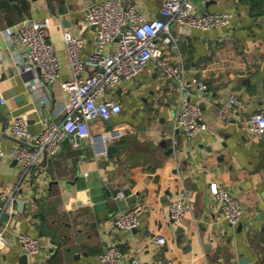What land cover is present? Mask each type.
<instances>
[{
	"label": "crops",
	"instance_id": "obj_1",
	"mask_svg": "<svg viewBox=\"0 0 264 264\" xmlns=\"http://www.w3.org/2000/svg\"><path fill=\"white\" fill-rule=\"evenodd\" d=\"M90 1L0 0V89L6 99L0 101L5 116L0 119V190H12L22 173L9 153L21 143L9 131L12 117L26 115L33 132L46 120L64 117L68 94L62 82L72 70L63 32L70 29L85 38L84 55L94 50L96 28L83 15ZM132 1L147 16L162 14L164 0H125ZM192 1L197 11L232 10V26L174 27L180 49L168 54L187 68L184 85L150 65L116 88L121 112L89 122L93 141L83 139L74 147L68 137L55 155L43 156L40 168L31 170L17 192L19 212L8 220L1 216L13 238L12 247L0 251L1 264H103L100 254L111 244L123 250L121 264H133L136 258L141 264H264V133L244 128L252 113L264 111V0ZM44 16L52 18L49 37L61 60L56 82L24 71L25 46L5 31L24 17ZM232 93L241 106L229 118H218L215 105ZM185 98L204 110L208 129L199 140L173 127V114ZM213 183L240 198L244 213L236 225L224 219ZM182 187L188 199L185 218L178 222L170 218L169 205ZM129 197L133 202L122 207L119 200ZM137 203L144 205L139 226H115L116 214ZM17 231L40 236V251L27 255V263L14 237ZM157 235L166 242L158 243Z\"/></svg>",
	"mask_w": 264,
	"mask_h": 264
},
{
	"label": "built area",
	"instance_id": "obj_2",
	"mask_svg": "<svg viewBox=\"0 0 264 264\" xmlns=\"http://www.w3.org/2000/svg\"><path fill=\"white\" fill-rule=\"evenodd\" d=\"M161 12L163 18L147 16L137 1H90L84 6L83 15L85 21L96 28V46L87 55H84L85 38L70 29L64 30V50L72 76L62 82L68 94L63 119L44 121L38 132L30 129L24 114H15L9 124L10 133L29 144H17L9 152L20 162L22 173L12 190H0V200L3 201L0 206V251H7L13 245V238L6 231L7 226L1 225V216L9 213L10 217L19 212L17 192L22 182L29 178L31 170L40 168L45 153L55 155L68 137L74 147H79L83 139L93 141L89 122L107 119L121 112L123 104L115 96L116 88L144 72L150 65L157 67L165 77L177 79L184 85L187 68L168 54L169 49H180V35L174 31V27L189 26L202 30L228 28L235 17L232 10L197 11L192 0H164ZM51 25L50 16L24 17L5 28L6 33L25 46L21 61L23 70L36 71L38 78L46 82L58 81L61 74L60 55L49 37ZM113 40L118 42L108 50L107 46ZM198 84L201 89L206 87L204 83ZM5 100L0 89V101ZM236 106H241V99L232 93L215 105V115L227 119ZM172 123L175 130L182 129L193 140L203 138L208 129L202 106L188 98L174 112ZM244 128L247 132L262 135L264 111L252 113ZM3 154L0 148V156ZM212 192L222 206L224 219L231 225L239 223L244 213L240 198L217 183L212 184ZM187 199V189L182 187L180 194L169 205L171 219L178 222L184 220ZM143 210L142 203L128 206L116 214L113 223L119 228L134 229L141 222L140 213ZM14 237L21 243L25 254L39 253L41 240L38 234L17 231ZM155 240L165 243L167 239L164 235H157ZM123 258L124 252L118 244L109 245L100 254L103 264H121ZM133 264H141V260L136 258Z\"/></svg>",
	"mask_w": 264,
	"mask_h": 264
},
{
	"label": "water",
	"instance_id": "obj_3",
	"mask_svg": "<svg viewBox=\"0 0 264 264\" xmlns=\"http://www.w3.org/2000/svg\"><path fill=\"white\" fill-rule=\"evenodd\" d=\"M93 1H95V0H93ZM160 17L163 18V17H164V14L162 13ZM0 119H1V120H5V116L3 117L1 112H0ZM20 141H21V143L29 144L28 142H26V141H24V140H20ZM115 147H116L115 145L110 146V147H109V151L111 152V150H112V149H115ZM46 156H47V154L45 153V154H44V157H46ZM119 202H120V204L122 205V207H125V206H127L128 203H132L133 201H132V197H129V198L126 199V200H119ZM127 202H128V203H127ZM3 218H4L5 220H8V219H9V213H5V214L3 215ZM179 228H180V229H183V226H182V225H179ZM181 238L183 239V236H181ZM27 257H28L27 254H23V255H22L23 262H25V263L28 262ZM242 262H243V260H240V263H242Z\"/></svg>",
	"mask_w": 264,
	"mask_h": 264
}]
</instances>
